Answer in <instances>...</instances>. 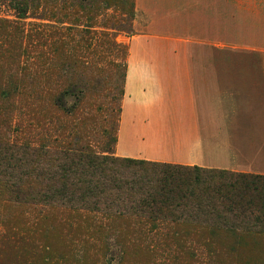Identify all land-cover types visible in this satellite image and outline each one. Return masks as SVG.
Here are the masks:
<instances>
[{
	"label": "rangeland",
	"instance_id": "1",
	"mask_svg": "<svg viewBox=\"0 0 264 264\" xmlns=\"http://www.w3.org/2000/svg\"><path fill=\"white\" fill-rule=\"evenodd\" d=\"M132 2L134 18L129 19L127 0H29L26 17L19 19L14 4L0 0V22L17 23L26 33L34 29L55 32L52 50L39 47L29 51L28 57L21 58L20 66L27 68L25 76L15 73L27 79L28 92L12 102L7 141L17 146L16 155L26 168L34 165L41 176L37 172L23 182L24 192L18 198L0 190V234L14 229L30 232L64 264H78L95 248L80 234L84 230L78 229L93 223L79 226L70 219L82 214L94 223L102 222L100 236L110 242L142 238L143 243L136 246L108 247L121 254V264H264V245L255 238L235 239L225 232L216 237L221 242L214 246L219 257L212 258L208 248L193 242L207 240L205 231L212 224L222 226L216 219L205 223L192 209L150 220L146 215L130 217L132 225L107 221L110 213L101 196L98 211L91 209L95 200L87 192L92 185L87 153L107 156L111 152L114 159L143 161L118 156L113 141L118 134L127 71L136 57L146 65L180 66L184 61L181 52L190 50L210 54L209 65L264 68V0ZM214 2L218 5L215 10ZM196 22L197 30L192 26ZM49 86L56 89V96L67 90L76 91V96L65 98L66 110L58 109L55 125L51 122L46 127L37 125L28 112H47L49 97L43 90ZM31 150L46 153L36 159ZM115 169L132 176L129 171ZM93 180L103 182L100 177ZM260 232L264 235V229ZM186 235L191 238L183 244L195 245L201 258L180 255L182 241L177 239ZM11 259L8 248L0 262L8 264Z\"/></svg>",
	"mask_w": 264,
	"mask_h": 264
},
{
	"label": "trees",
	"instance_id": "2",
	"mask_svg": "<svg viewBox=\"0 0 264 264\" xmlns=\"http://www.w3.org/2000/svg\"><path fill=\"white\" fill-rule=\"evenodd\" d=\"M10 1L14 4L18 18H25V4L29 0ZM127 3L125 13L129 19H133V2L127 0ZM54 36L55 32L47 34L43 29H34L26 33L17 23L0 22V190L8 195H15L16 198L24 192L23 182L29 181L38 170L34 165L26 168L28 166L24 160L16 155L17 146L7 141V135L10 134L8 131L11 129L9 116L14 108L12 102L21 99L22 93L28 92L25 84L27 79L23 76L18 78L15 73L25 76L27 68L20 66L21 58L28 57L29 51L39 47L51 51ZM12 70L14 74L11 73ZM55 91L53 86L43 90L49 97V107L45 109V114L39 112V109H30L28 112H32L37 125L43 123L49 127L51 122L54 124L58 118L56 111L60 108L66 110L65 98L76 96V91L67 90L63 96H56ZM35 93L36 90L33 89L34 98ZM113 141L116 143V137ZM31 152H34L32 154L36 159L46 153L44 150ZM87 155V168L92 179L89 181L92 185L87 192L95 200L91 209L98 211L97 205L100 203L97 199L103 197L105 210L110 213L107 221L132 225L130 217L146 215L150 220L165 218L172 212L192 209L197 211L198 216L203 217L201 219L205 223L209 219H216L222 226L212 224L211 229L205 231L207 240L193 242L197 246L208 248L212 258L219 257L214 246L221 243L216 241V237L224 232L235 239L255 238L258 244L264 245V235L260 232L264 229V176L131 159L118 160L112 157L111 152L107 156L92 152ZM115 167L122 172L129 171L132 176L118 173ZM38 175L41 176L39 172ZM97 177L102 178L103 182L93 180ZM70 219L79 226L93 223L92 226L78 228L84 230L80 234L91 240L95 246L94 253L78 260V264H121V254L108 247L119 248L143 243L142 238L138 237L126 240L118 238L110 242L100 236L103 231L102 222L94 223V219L82 214H75ZM190 238L191 236L186 235L177 239V242L182 241L180 255L201 258L195 245L183 244L185 239ZM8 248L12 257L8 264H64L60 257L53 254L50 247L44 242H37L30 232L14 229L9 234H0V258Z\"/></svg>",
	"mask_w": 264,
	"mask_h": 264
},
{
	"label": "crops",
	"instance_id": "3",
	"mask_svg": "<svg viewBox=\"0 0 264 264\" xmlns=\"http://www.w3.org/2000/svg\"><path fill=\"white\" fill-rule=\"evenodd\" d=\"M209 56L183 51L180 66L136 57L118 120V156L264 176V68L209 65Z\"/></svg>",
	"mask_w": 264,
	"mask_h": 264
}]
</instances>
